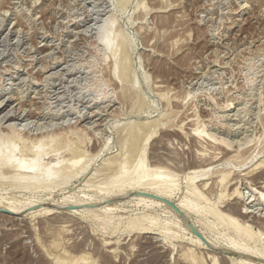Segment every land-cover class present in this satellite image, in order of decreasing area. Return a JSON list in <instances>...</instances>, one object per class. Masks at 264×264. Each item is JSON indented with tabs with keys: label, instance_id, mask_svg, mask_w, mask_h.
Returning <instances> with one entry per match:
<instances>
[{
	"label": "rangeland",
	"instance_id": "374dc122",
	"mask_svg": "<svg viewBox=\"0 0 264 264\" xmlns=\"http://www.w3.org/2000/svg\"><path fill=\"white\" fill-rule=\"evenodd\" d=\"M0 143L65 166L47 187L0 173V264L264 257V0H0Z\"/></svg>",
	"mask_w": 264,
	"mask_h": 264
},
{
	"label": "bare ground",
	"instance_id": "6f19581e",
	"mask_svg": "<svg viewBox=\"0 0 264 264\" xmlns=\"http://www.w3.org/2000/svg\"><path fill=\"white\" fill-rule=\"evenodd\" d=\"M107 42V41H106ZM108 43H110V42H107V43H105V46L106 47H108V46H110V47H112L111 45H109ZM7 97V96H6ZM4 100V99H3ZM8 112V111H7ZM10 112V111H9ZM14 112V111H13ZM18 112V111H17ZM24 116V115H23ZM2 118H4V117H2ZM9 125V124H8ZM10 126H12V124L10 125ZM10 126H8V127H10ZM7 127V128H8ZM13 127H14V125H13ZM12 128V127H11ZM137 128V127H136ZM13 129V128H12ZM137 130V129H136ZM139 130V129H138ZM137 133V132H136ZM138 136V135H137ZM147 137H149V136H147ZM146 137V138H147ZM42 140V139H41ZM146 140V139H145ZM34 141V140H33ZM39 140H37V142H38ZM39 142H41V141H39ZM0 144H2V143H0ZM38 144V143H37ZM3 145V144H2ZM1 145V146H2ZM34 145H36V144H34ZM0 146V173H7V174H9V176L8 177H10V174H12L13 176L12 177H14V181H19V179H22V178H25L26 180H24V181H26L25 182V185L26 186H28V187H33V186H35V185H38V184H43V186H45V187H47V184L48 183H56V181H55V177H56V175H57V173H58V170H61L60 168H62V167H59V168H57V170H55V168L56 167H54V170H53V168L51 169V167H52V165H51V167H50V169H51V171H52V173H54V174H56V175H54V176H51L50 174H48V172L50 173V171H49V169H48V166H46V165H41L40 164V161H39V157H40V155H42V153L41 152H39L40 150H38V149H36L35 151L32 149V148H23L24 149V152H26V154L27 155H31L30 157H27V158H20V156L19 157H16V154H14L13 152H14V149L15 148H12V147H10L11 148V150L9 151V152H11L10 154H8V153H6L7 155H6V157H4L3 158V156L1 155L2 153H5L4 152V150L5 149H3V147H1ZM25 146H28L27 144L25 145ZM34 151V152H32V153H28V152H30V151ZM143 150V149H142ZM230 150V149H229ZM24 152H23V154H24ZM227 152V151H226ZM225 152V153H226ZM232 152V151H231ZM228 153H230V152H228ZM142 154V153H141ZM4 156H5V154H3ZM226 155V154H225ZM228 155V154H227ZM231 155V154H230ZM229 155V156H230ZM26 157V156H25ZM80 157V156H79ZM140 157H141V155H140ZM125 158V157H124ZM123 158V159H124ZM227 158V157H226ZM225 158V159H226ZM230 158V157H229ZM72 159V158H71ZM70 159V160H71ZM75 159H76V157H75ZM123 159H121V160H123ZM228 159V158H227ZM74 159H72L71 161H73ZM78 160V159H77ZM86 160V159H85ZM75 161V160H74ZM79 161H81V160H79ZM79 161H77V164L79 163ZM90 160H86L85 161V163L83 164V166L80 168L81 169V171L83 170V167H87L88 166V162H89ZM124 161H126V160H124ZM123 161V162H124ZM123 162H119V172H118V174L113 178V180L111 181V185H115V186H117V187H119V188H121L122 186H123V180H124V176H125V174H124V172H123ZM43 163V162H42ZM46 163H48V162H46ZM50 163V162H49ZM48 163V164H49ZM66 163V162H65ZM74 163H76V162H74ZM73 163V164H74ZM43 164H45V163H43ZM64 164V163H63ZM70 164H72V163H70ZM70 164L68 165V163L67 164H65V165H67V167H66V172L68 171L67 169L69 168V167H71L70 166ZM60 165V164H59ZM62 165V164H61ZM85 165V166H84ZM69 166V167H68ZM73 167V166H72ZM75 167V166H74ZM64 168H65V166H64ZM64 168H62L63 170H64ZM79 168H78V170H79ZM142 168V162H141V160L139 159V162H138V164L133 168V170L131 171V175L129 176V179L130 180H133L134 182H136V183H138V184H147V186L150 188V186L153 188L156 184H158L159 182H160V179L162 178L161 176V171H160V168H156L154 171H147V170H143V168H142V170L139 172V170ZM4 169H6V170H3ZM70 169V168H69ZM2 170V171H1ZM63 170H61V171H63ZM54 171V172H53ZM60 172V171H59ZM66 172H65V174H66ZM139 172V173H138ZM261 172V171H260ZM74 173V172H73ZM161 173V174H160ZM262 173V172H261ZM59 174L60 173H58V176H59ZM65 174H63V175H65ZM70 174V173H69ZM151 174H153L152 176H151ZM62 175V176H63ZM67 175V174H66ZM71 175H72V173H71ZM75 175H76V173H75ZM239 175V174H238ZM57 176V177H58ZM226 175H223L222 176V178H224ZM237 176V175H236ZM57 177H56V180H57ZM69 177V176H68ZM67 177V178H68ZM261 177V176H260ZM63 178V177H62ZM62 178H60V179H62ZM235 178V177H234ZM64 179H66V176H65V178ZM68 180V179H67ZM66 180V181H67ZM239 180V179H238ZM61 181V180H60ZM62 182H64V181H61V183ZM237 182V181H236ZM246 182V181H245ZM58 183V182H57ZM65 183V182H64ZM248 186V185H247ZM246 188H249V187H246ZM252 188H254V187H252ZM255 190V189H254ZM143 194H150V196H153V195H155V196H157V198L159 197V198H161V200L160 199H155V197L154 198H152V197H150V196H146V197H143L144 199H146L147 201H149V202H151V203H153V204H155V205H159V206H162V207H164V208H169L170 210H175V209H172V207L171 206H169V204L167 203V202H171L172 203V201H171V192L170 191H163V192H157V193H150L149 191H147V192H145V193H143ZM260 194V198H261V200L263 201V203H264V199L262 198V193H259ZM258 194V195H259ZM259 198V199H260ZM248 199V198H247ZM251 202V201H250ZM84 203H86V202H84ZM255 203V202H254ZM79 204V203H78ZM175 204V206H177V208H179V207H181V208H184L183 207V203L182 202H180L179 204H180V206L179 205H177L176 203H174ZM244 205V204H243ZM249 205V204H248ZM233 206V205H232ZM252 207V206H251ZM0 208L2 209H7V210H9L10 212H14V213H18V211L17 210H15L14 208L15 207H12V206H10V205H4V203H0ZM49 209H51V208H49ZM234 210V209H233ZM48 211V210H47ZM236 211V210H235ZM178 212V211H177ZM241 216H246V214L248 213V211L246 210V208H243L240 212H238ZM237 213V214H238ZM248 215V214H247ZM200 219H201V221L203 222L204 221V219L203 218H201L200 217ZM190 228H191V230H192V228H194L192 225H190ZM209 228H211V227H209ZM147 231V230H146ZM203 236H204V239L205 238H207V236H206V234L203 232V231H201V230H198ZM197 232V231H196ZM198 232V233H199ZM154 233V232H153ZM200 234V235H201ZM202 238V237H201ZM154 239H156V238H154ZM153 240V239H152ZM195 241H196V243L201 247V248H206V249H208L207 251H215V249H217V247H219L218 245H216L215 243H211L209 240H208V245H210L209 247H207V245L205 246L204 245V243L203 242H201L197 237H195ZM207 243V242H206ZM155 244H156V242H155ZM196 244V245H197ZM221 248H223V247H221ZM228 249H230L231 247H227ZM225 249V248H224ZM227 250V249H226ZM230 250H232V251H236V252H239V253H242V254H244L245 256H247V258L246 257H241V258H237V260H236V262H234L233 264H255V263H253L251 260L252 259H256V257H258V258H263L262 260H264V257L263 256H257V255H253L251 252H249V251H246V249H242V248H238V247H233V248H231ZM219 251V250H218ZM216 252V251H215ZM225 258V257H224ZM213 260L215 261V258H213ZM228 263V262H227Z\"/></svg>",
	"mask_w": 264,
	"mask_h": 264
},
{
	"label": "water",
	"instance_id": "95a60500",
	"mask_svg": "<svg viewBox=\"0 0 264 264\" xmlns=\"http://www.w3.org/2000/svg\"><path fill=\"white\" fill-rule=\"evenodd\" d=\"M192 229H193L194 233H196V234L199 235V233H197L196 230H195L194 228H192ZM225 251L228 252V253H231V254H234V255L240 256V255H238L237 253H234V252H232V251H228V250H225Z\"/></svg>",
	"mask_w": 264,
	"mask_h": 264
}]
</instances>
